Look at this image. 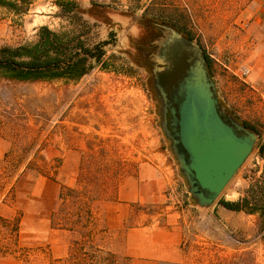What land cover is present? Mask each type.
I'll return each mask as SVG.
<instances>
[{
    "label": "rangeland",
    "instance_id": "obj_1",
    "mask_svg": "<svg viewBox=\"0 0 264 264\" xmlns=\"http://www.w3.org/2000/svg\"><path fill=\"white\" fill-rule=\"evenodd\" d=\"M68 1L78 9L66 12L62 4ZM155 26L179 30L201 45L223 110L259 137L205 210L189 195L162 129L152 62L142 49ZM42 27L109 40V68L97 67L79 80L0 77V138L11 143L0 158V257L20 256L17 218L1 214L12 204L15 180L53 175L63 163L71 165V151L78 150L79 170L66 173L53 224L70 231L72 255L53 261L37 251L25 255V264H125L105 215L128 196L133 181L142 185L138 209L145 216L184 227L178 264H264V0H35L23 16L0 8V47L34 44ZM55 130L64 154L48 161L43 151ZM246 196L256 199L258 213L219 204Z\"/></svg>",
    "mask_w": 264,
    "mask_h": 264
},
{
    "label": "water",
    "instance_id": "obj_2",
    "mask_svg": "<svg viewBox=\"0 0 264 264\" xmlns=\"http://www.w3.org/2000/svg\"><path fill=\"white\" fill-rule=\"evenodd\" d=\"M168 48L186 53L184 66L157 68L154 88L162 105V129L171 142L188 193L197 207L208 209L252 153L258 134L223 110L207 59L196 41L164 28Z\"/></svg>",
    "mask_w": 264,
    "mask_h": 264
},
{
    "label": "crops",
    "instance_id": "obj_3",
    "mask_svg": "<svg viewBox=\"0 0 264 264\" xmlns=\"http://www.w3.org/2000/svg\"><path fill=\"white\" fill-rule=\"evenodd\" d=\"M11 143L0 138V158L9 151ZM76 148V147H75ZM77 149V148H76ZM62 134L55 130L44 149L48 161L63 156ZM71 163L55 168L53 175L23 176L14 182L11 206H4L5 218L18 219V248L20 256L0 257V264H25V255L44 253L53 261H64L72 252L70 231L54 227L60 190L67 172H78L81 153L71 151ZM68 166H70L68 168ZM128 196L106 209L105 225L114 239L119 237V253L125 264H178L183 256L184 227L179 222H160L145 216L138 204L142 200V185L133 181ZM65 186V185H64ZM2 209V210H4Z\"/></svg>",
    "mask_w": 264,
    "mask_h": 264
},
{
    "label": "trees",
    "instance_id": "obj_4",
    "mask_svg": "<svg viewBox=\"0 0 264 264\" xmlns=\"http://www.w3.org/2000/svg\"><path fill=\"white\" fill-rule=\"evenodd\" d=\"M34 2L35 0H0V8L17 16H23L29 13ZM62 6L68 13L73 12L74 8L78 9V5L73 1L64 2ZM38 37L34 44L0 47V77L18 82L79 80L97 67L106 70L109 68L105 61L107 48L111 44L109 40H93L88 32L63 36L48 27L40 28ZM219 204L235 212L255 214L260 211L256 199H250L249 196L238 201L222 199ZM17 232L18 219L15 225L18 246ZM218 264L238 263L231 259Z\"/></svg>",
    "mask_w": 264,
    "mask_h": 264
},
{
    "label": "flooded vegetation",
    "instance_id": "obj_5",
    "mask_svg": "<svg viewBox=\"0 0 264 264\" xmlns=\"http://www.w3.org/2000/svg\"><path fill=\"white\" fill-rule=\"evenodd\" d=\"M160 27H161V30L165 28L163 26H160ZM161 30H159V27L157 26L152 28L150 30V33H152L151 39H148V41H145V43L142 45V49L144 50L143 54L145 55L146 59L150 60L149 65L152 62V65L149 67L151 69V75H152L153 82L155 79V72L157 68L179 67L182 69L185 63V58H186V53L183 51V49L181 50V48L179 47H176V48L174 47L170 49L171 56L169 59H167L164 62H160L158 60V59H162V60L164 59V54L168 48V42L166 41L169 39L168 36L164 35ZM176 31L182 35L183 39L188 40V41H194L189 35L179 30H176ZM199 46L201 47V45ZM207 68L209 71L208 63H207Z\"/></svg>",
    "mask_w": 264,
    "mask_h": 264
}]
</instances>
